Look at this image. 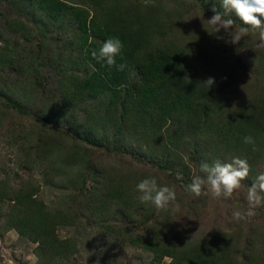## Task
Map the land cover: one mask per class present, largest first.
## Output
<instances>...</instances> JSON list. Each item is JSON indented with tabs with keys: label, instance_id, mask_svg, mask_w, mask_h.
Segmentation results:
<instances>
[{
	"label": "rangeland",
	"instance_id": "1",
	"mask_svg": "<svg viewBox=\"0 0 264 264\" xmlns=\"http://www.w3.org/2000/svg\"><path fill=\"white\" fill-rule=\"evenodd\" d=\"M59 1L81 9L86 20L98 23L104 9V5L97 7L94 0ZM121 1L120 7L128 11L132 10L130 2H147L148 8L151 5L152 15L159 18L157 25L165 23L167 28L159 29L154 38L150 37V46L170 44L173 50L177 45L184 47L186 58L181 61V71L186 82L193 79L204 82L213 77L215 98L220 97L224 107L232 101H242L248 104L247 113L254 116L259 113L256 109L264 106V49L255 47L258 34L250 32L239 44H229L216 38L225 35L223 30L210 35L212 27L201 20L211 18L213 7L223 11L221 0ZM230 15L236 22V30L245 27L238 17ZM86 34L89 41L99 46L105 41L92 34L89 26ZM82 40L81 31L70 14L51 19L38 7L37 0H0V180L9 195L0 203V264L168 263V256L160 257L157 263L154 252L144 248L147 224L143 222L146 213H141V208L134 212L132 222L123 219L118 206L111 203L105 214H80L82 218L75 224L58 225L54 235L74 241L67 258L63 254L53 257L55 253L52 256L42 253L37 241L20 235L14 228H3L5 215L13 205L10 197L18 190L32 192L31 197L41 201L46 211L56 212L77 207L80 198L77 189L87 193L94 188L97 194L108 174L117 180L126 178L137 204L139 193L135 189L142 174L157 177L158 181L174 187L179 211L169 212V224L188 231L191 237L216 228L239 225L246 230L255 223H263L264 204L251 208L247 201L249 186L258 173L264 172L263 132H253L256 140L249 147L254 155L249 163V180L242 181L241 187L228 199L211 195L194 197L185 190L193 179L192 172L185 179L180 168L172 173L156 169L142 155L145 143H141L140 137L132 136L122 145L108 137L95 146L83 138L85 118L88 115L91 119L101 118L102 124L109 127L107 110L113 106L115 109L110 113L119 112L122 101L131 99L140 79L133 75L119 92H114L117 97L112 106L108 102L114 98L109 92L81 100L65 95L72 81L91 69L83 57ZM251 102H255L254 107ZM219 118L224 124L228 122L226 116L219 114ZM193 130L199 135L196 128ZM99 133H103L101 127ZM72 152L78 159L74 163L66 161ZM177 156L191 168L193 162L188 155ZM74 174L80 175L74 181L81 182L82 186L74 188L64 184ZM233 211H241L247 218L237 223L232 219ZM112 229L119 231L120 236ZM122 235L138 243L129 242Z\"/></svg>",
	"mask_w": 264,
	"mask_h": 264
},
{
	"label": "trees",
	"instance_id": "2",
	"mask_svg": "<svg viewBox=\"0 0 264 264\" xmlns=\"http://www.w3.org/2000/svg\"><path fill=\"white\" fill-rule=\"evenodd\" d=\"M94 3L97 7L104 5L99 23L86 20L81 9L59 0H37L38 7L51 19L70 14L83 36V57L91 69L81 78L74 79L71 88L64 91L65 95L81 100L109 92L114 98L108 102L112 106L117 97L114 92H119L118 89L127 84L133 75L140 79L131 99L122 101L119 112L110 113L115 109L113 106L107 110L106 124L109 127L102 124L101 118L91 119L90 115L85 118L83 138L95 146L101 145L108 137L121 145L132 136L136 139L140 137L143 140L141 143H145L142 155L156 169L172 173L180 168L185 179L190 178L191 172L193 177L203 176L204 173L200 171L202 162H230L233 157H240L250 163L254 155L249 147L253 145L244 143V137L250 135L255 141L254 131L264 133V111L261 110L264 106L256 109L259 113H255V116L250 115L249 111L247 113L248 104H242V101H232L226 108L220 97L215 98L213 86L208 88L202 81L194 79L186 82L181 71V61L186 58L185 48L177 45L173 50L170 44L150 46V37L154 38L156 31L167 27L165 23L157 25L159 18L152 15L153 8L151 5L148 8L147 2H130L131 11L120 7L121 0H94ZM88 26L92 34L101 39H120L123 60L117 57V63H127L124 71L109 68L92 57V50H98L100 46L88 40ZM154 26L158 29H153ZM251 105L254 107L255 102H251ZM219 114L226 116V124ZM99 127L103 129L102 134ZM195 128L199 134L197 136L193 130ZM182 154L188 155L189 161L193 162L191 168L177 156L182 157ZM66 161L76 162L78 159L72 152ZM79 176L74 174V178L70 177L64 184L74 188L82 186L81 182L74 181ZM145 176L142 174L141 180L154 177ZM107 177L101 181L97 194L94 188L87 193L77 189L75 191L80 197L77 207L58 209L56 212L46 211L41 201L31 197L32 192L18 190L10 197L13 205L5 215L3 228H14L20 235L37 241L42 253L50 256L55 253L53 257L63 254L67 258V254L73 250L74 241L56 237L55 228L58 225H73L82 218L80 214L101 213L115 203L122 218L128 222L133 221L138 208H141V213H146L143 220L147 224L144 226L147 238L144 248L154 252L157 263L160 257L168 256L170 259L166 264H264V222L255 223L250 229L248 226L246 230L238 225L229 229L216 228L191 237L188 231L169 224L171 211H159L153 205L134 203L125 177L122 180H117L114 175L108 174ZM158 183L166 185L162 181ZM1 184L0 180V203L9 196ZM112 231L120 236L119 231ZM124 239L138 243L136 239Z\"/></svg>",
	"mask_w": 264,
	"mask_h": 264
},
{
	"label": "clouds",
	"instance_id": "3",
	"mask_svg": "<svg viewBox=\"0 0 264 264\" xmlns=\"http://www.w3.org/2000/svg\"><path fill=\"white\" fill-rule=\"evenodd\" d=\"M223 11L215 7L211 9L214 13L210 19H201L203 24L206 21L213 29L209 34H218L223 30L224 36L217 35L216 38L224 40L225 43L239 44L242 38L250 32L258 34L257 49H264V0H221ZM230 14H234L245 27L235 29V20ZM123 44L119 38L105 40L98 50H92L94 59L104 62L109 68L116 67L118 71H124L127 63H117V57L121 56ZM208 88L215 84V79L209 77L203 82ZM244 143L254 144L252 136H245ZM200 171L203 176L196 175L191 182L185 186V190L194 197L211 195L213 198H231L241 187V182L248 179L251 166L246 159L233 157L230 162L214 161L212 164L202 162ZM137 197L140 203L153 205L159 211H179V204L176 202L177 195L174 187L161 185L156 177H148L136 185ZM247 201L251 208L264 204V172L256 175L253 183L248 188ZM251 215V212L248 213ZM247 216L241 211H233L232 219L235 222L245 220Z\"/></svg>",
	"mask_w": 264,
	"mask_h": 264
}]
</instances>
